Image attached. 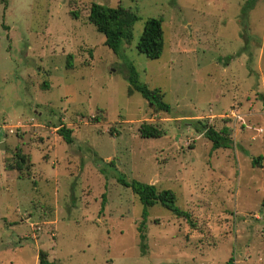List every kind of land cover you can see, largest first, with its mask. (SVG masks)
Instances as JSON below:
<instances>
[{
    "label": "rangeland",
    "instance_id": "1",
    "mask_svg": "<svg viewBox=\"0 0 264 264\" xmlns=\"http://www.w3.org/2000/svg\"><path fill=\"white\" fill-rule=\"evenodd\" d=\"M92 3L137 15L117 53ZM151 17L158 59L136 48ZM132 70L168 114L128 95ZM143 123L165 135L140 137ZM203 126L230 129L231 147L212 150ZM1 143L0 264H39V250L54 264H264V0H0ZM16 148L28 171L6 168ZM118 178L171 191L190 220Z\"/></svg>",
    "mask_w": 264,
    "mask_h": 264
},
{
    "label": "trees",
    "instance_id": "2",
    "mask_svg": "<svg viewBox=\"0 0 264 264\" xmlns=\"http://www.w3.org/2000/svg\"><path fill=\"white\" fill-rule=\"evenodd\" d=\"M251 4L253 2H250ZM70 16L78 18L77 12H70ZM87 20L91 23L97 32L101 33L105 37V46L117 53L121 43L123 41L129 42L132 38V29L135 22L138 20L137 15L129 9H125L121 6L107 7L97 3H92L89 8ZM138 52L144 54L147 58L158 59L163 50V31L162 21L158 18H147L142 34L136 46ZM71 63L68 62L67 68H71ZM129 88L128 95H132L134 92H138L151 106L154 112H162L168 114L170 106L164 102V94L159 89L151 90L143 84H140L137 79V74L134 70L130 71L128 76ZM96 121L99 122L98 118ZM57 128L56 133L62 137L67 144H72V131L65 127L63 124L55 126ZM139 134L142 138H160L165 135L157 126L152 124L143 123L139 127ZM203 134L207 140L211 142L212 150L227 149L231 147L232 139L230 136L231 130L228 128H222L216 130L213 126H203ZM263 159V156H258L252 161L255 166ZM30 156L24 154L20 148H16L12 158L5 159V165L8 170L22 172L29 170ZM117 182L122 186L129 188L131 192L138 198L139 202L144 207H153L156 204H160L164 208L171 211L179 218H186L190 220L188 213L180 210L175 205V196L169 190H158L155 185L145 184L138 181L128 182L124 178H118ZM142 227L144 223L142 222ZM140 227V230L142 229ZM142 243L146 237L144 234H140ZM144 247V244H142ZM39 264H54L47 260V254L43 251L38 253ZM233 262L230 260L229 264Z\"/></svg>",
    "mask_w": 264,
    "mask_h": 264
},
{
    "label": "crops",
    "instance_id": "3",
    "mask_svg": "<svg viewBox=\"0 0 264 264\" xmlns=\"http://www.w3.org/2000/svg\"><path fill=\"white\" fill-rule=\"evenodd\" d=\"M29 219H30V217H27L26 221H28ZM39 251H41V250H39ZM39 251L37 253H39ZM36 255H37L38 262H39L38 254H36Z\"/></svg>",
    "mask_w": 264,
    "mask_h": 264
},
{
    "label": "water",
    "instance_id": "4",
    "mask_svg": "<svg viewBox=\"0 0 264 264\" xmlns=\"http://www.w3.org/2000/svg\"><path fill=\"white\" fill-rule=\"evenodd\" d=\"M3 148H4V144L1 143V144H0V149H3Z\"/></svg>",
    "mask_w": 264,
    "mask_h": 264
}]
</instances>
